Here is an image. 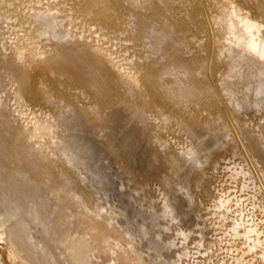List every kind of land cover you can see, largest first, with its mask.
<instances>
[{
	"label": "rangeland",
	"instance_id": "rangeland-1",
	"mask_svg": "<svg viewBox=\"0 0 264 264\" xmlns=\"http://www.w3.org/2000/svg\"><path fill=\"white\" fill-rule=\"evenodd\" d=\"M179 1L0 0V264H264V0Z\"/></svg>",
	"mask_w": 264,
	"mask_h": 264
},
{
	"label": "bare ground",
	"instance_id": "bare-ground-1",
	"mask_svg": "<svg viewBox=\"0 0 264 264\" xmlns=\"http://www.w3.org/2000/svg\"><path fill=\"white\" fill-rule=\"evenodd\" d=\"M167 1V0H166ZM175 2H174V4L173 5H169L170 6V8L168 7V11H169V13H171V14H176L177 16H186L187 15V10H188V5L186 4L185 6L183 5V6H181L180 4H181V2L178 0H174ZM186 1H188V0H186ZM160 2L161 3H164L165 2V0H160ZM170 2H171V0H170ZM165 4H167L166 2H165ZM171 4V3H170ZM172 6V7H171ZM166 7V6H165ZM167 8V7H166ZM165 9V8H164ZM250 49H249V51L251 50V47H249ZM253 51V50H252ZM97 68V67H96ZM90 76V75H89ZM94 77H95V75H94ZM90 79H89V82H90V80L92 79L91 77H89ZM96 78V77H95ZM99 78V77H98ZM97 79V78H96ZM189 81V80H188ZM90 83H92V81L90 82ZM99 83V82H98ZM94 84H96L95 82H94ZM178 84V83H177ZM100 85V84H99ZM178 85H180V83L178 84ZM183 85V84H182ZM185 85V84H184ZM93 85H91V87H92ZM173 86H175V88L177 87L176 86V84L175 85H173ZM187 86H188V84H187ZM187 86H186V88H187ZM191 86V85H190ZM195 86H198L197 84H195L194 86H191V87H189V89L187 88H185V92L183 93H181L179 90H178V88H179V86H178V88H177V90L174 88V87H172V85H171V88H174L173 89V91H172V89H170V91L172 92V95L173 96H179L180 95V101H181V95L182 94H188V95H191V97H193L194 99H195V101H197V99H199V98H202L203 99V97L204 98H206L207 96L209 97V95L211 94V92L213 91V89H212V91L210 90V89H207L206 91H202L203 90V88H201L202 90H200L199 89V87H201L200 85H199V87L197 88V87H195ZM96 87V86H95ZM98 87V86H97ZM207 87V86H206ZM99 88H102V87H99ZM165 88V87H164ZM164 88H159L160 89V94L162 95V93L163 94H166V92H168V89H164ZM167 88V87H166ZM182 88H183V86H182ZM155 89V88H154ZM206 88H204V90H205ZM157 90H158V88H157ZM183 91H184V89H182ZM187 90V91H186ZM210 90V91H209ZM99 91H100V94L102 93L101 92V89H99ZM179 91V92H178ZM96 92H98V91H96ZM95 93V92H94ZM99 93V92H98ZM213 93V95H214V93L215 92H212ZM99 95V94H98ZM212 95V94H211ZM213 95H212V97H213ZM97 96V95H96ZM95 96V97H96ZM166 96H167V94H166ZM170 96V95H169ZM99 97H102L101 95L99 96ZM171 97V96H170ZM174 98V97H173ZM176 98V97H175ZM186 97H184L183 99H185ZM193 98H192V100H193ZM190 99V98H189ZM201 99V100H202ZM96 100H99L98 99V97H97V99ZM200 100V101H201ZM209 100H210V98H209ZM202 101H204V100H202ZM207 101V100H206ZM191 103H192V101H191ZM204 103H205V101H204ZM177 104V103H176ZM179 104V103H178ZM193 104V103H192ZM184 105V104H183ZM189 106V105H188ZM117 115H115V117H116ZM114 117V118H115ZM75 153V152H74ZM88 224H92L91 222L89 223L88 222ZM85 226H86V224H85ZM97 226H99V224H97L96 225V227ZM87 227L88 228H90V226L89 225H87ZM86 228V227H85ZM93 228H94V226H93ZM100 229H101V227H99ZM96 229V228H95ZM102 229H103V227H102ZM105 229V228H104ZM107 232V231H106ZM110 232V231H109ZM108 233V232H107ZM93 234H94V240H95V242L97 241V242H99V241H101V240H106V241H108V238L105 236V234H104V231H102V230H96V231H93ZM109 234V233H108ZM112 235V234H111ZM110 235V236H111ZM113 236V235H112ZM111 236V237H112ZM64 240V242H65V240L66 239H63ZM72 246V245H71ZM70 249V248H69ZM68 249V250H69ZM92 249H94V248H92ZM75 251H77L76 249H75ZM74 251V248L72 249L71 248V253H69V254H71V257H72V259L73 258H75L76 256H77V252H75ZM69 252V251H68ZM88 253H89V251H88ZM86 255V254H85ZM70 258V257H69ZM77 258V257H76ZM123 259V258H122ZM133 260V259H132ZM124 262H125V260H124Z\"/></svg>",
	"mask_w": 264,
	"mask_h": 264
}]
</instances>
